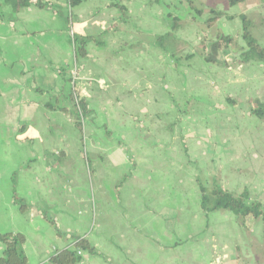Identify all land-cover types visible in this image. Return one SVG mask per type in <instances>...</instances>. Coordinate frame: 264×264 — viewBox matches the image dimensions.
Wrapping results in <instances>:
<instances>
[{
  "label": "crops",
  "instance_id": "0c3cea01",
  "mask_svg": "<svg viewBox=\"0 0 264 264\" xmlns=\"http://www.w3.org/2000/svg\"><path fill=\"white\" fill-rule=\"evenodd\" d=\"M43 1L52 7L0 1V232L24 236L27 264H51L50 256L72 247L75 235L96 250L82 252L78 264H264V222L247 219L242 226L227 210L203 211L198 180L207 185L190 162L204 161L205 175L222 189L247 190L264 212V117L250 113L264 104V62L240 59V16L264 47V0L232 6L225 0H84L72 8L67 0ZM113 3L126 7L125 19ZM211 10L220 17L207 29L231 36L225 48L233 50L234 31L240 51L221 60L222 48L217 62H207L203 42V55L178 54L174 44L184 42L185 23H205ZM72 31L101 43H88L85 56L76 57ZM167 33L163 48L157 46L155 37ZM221 65L229 66L226 92L217 98L207 82ZM70 78L89 110L82 130L74 123ZM55 97L64 110L46 106ZM192 98L227 120L184 122ZM167 113L170 125L185 129L190 147L182 140L178 152L152 134L151 116ZM167 119L157 121L160 127ZM178 154L186 169L178 168ZM121 175L105 199L106 184ZM89 178L99 202L91 231L80 211L82 203L88 207ZM124 195L132 199L127 207L113 208ZM15 198L27 207L21 210ZM3 248L0 242V256Z\"/></svg>",
  "mask_w": 264,
  "mask_h": 264
},
{
  "label": "trees",
  "instance_id": "16d2710c",
  "mask_svg": "<svg viewBox=\"0 0 264 264\" xmlns=\"http://www.w3.org/2000/svg\"><path fill=\"white\" fill-rule=\"evenodd\" d=\"M2 3L15 5L17 3L28 6L32 3V0H0ZM84 0H67L69 7H75L82 3ZM152 3H159L160 0H149ZM229 5H235L242 0H225ZM34 5L38 8H49L52 5L43 0H34ZM113 6H117L121 12V19L127 17V9L124 5L119 3H113ZM194 13H200L199 10L195 9L190 5ZM212 15L205 20L207 28L211 27L215 21L220 17V13L214 10L210 11ZM2 14L0 13V18ZM242 22L241 36L245 43V49L240 54L242 62L250 60H259L264 62V47L260 46L257 41L252 37L249 31V19L242 15L240 16ZM174 28V26H173ZM169 34L158 35L155 37V43L157 46L162 47L164 39ZM74 54L76 57H83L86 54V46L90 42L100 44L101 40L97 36L82 35L78 32L72 31L70 39ZM233 39L231 36H217L214 41L210 43V53L205 57L207 62H217L215 56L221 51L222 48L228 47L232 43ZM72 82V90L70 91V100L72 101L75 108V126L82 130V119L89 113L87 104L83 97L76 93L74 78H70ZM57 97L53 101L48 102L46 106L49 109L64 110V107L57 105ZM250 113L258 118L264 117V104H257L253 106ZM199 192H200V207L203 211L209 212L217 209L227 210L237 218L242 226H246L247 219L260 218L264 222V212L262 210L261 203L252 198L247 190H243L240 193H234L225 189H222L215 182L210 186H205L201 181L198 180ZM15 201L20 205V209L23 210L27 207L26 203L22 199L15 198ZM45 219L52 225H55L47 215H44ZM57 233H59L57 231ZM73 244L72 247H68L61 250H56L49 258L51 264H78L82 261V252L88 254H96L95 247L92 246L89 241L80 236H72ZM25 241L24 236L18 232H0V242L3 244V253L0 256V264H27V258L22 250V245Z\"/></svg>",
  "mask_w": 264,
  "mask_h": 264
},
{
  "label": "rangeland",
  "instance_id": "374dc122",
  "mask_svg": "<svg viewBox=\"0 0 264 264\" xmlns=\"http://www.w3.org/2000/svg\"><path fill=\"white\" fill-rule=\"evenodd\" d=\"M174 13H175V11H174ZM201 18H203V17H201ZM217 26L219 29H222L223 22L218 23ZM194 28L195 29L200 28L201 32L198 33V35L200 37L196 38V34L191 35V32L194 30ZM232 32L234 35H236V41H234L235 48H234V50L229 49V48L223 49L222 52L220 53L221 60H224V58L231 57L232 51L234 53L240 51L239 50L240 47L238 46L240 43L239 39H238L239 36H237L238 34L234 33V31H232ZM184 33L185 34H184V42L183 43H180V45L173 43L174 46L176 45V47H177L178 54L185 56V55L191 54L192 53L191 51H193L194 52L193 55H195V54L203 55L204 53H206L207 50H208V53H210V50H209L210 46L209 45L212 42V40L215 39L216 35L219 34V31H214L211 29L209 30V29H207L205 23L198 22L194 27L189 26V23H185ZM196 40H198V42H199V43H197V45L195 44ZM203 42H206V44H208L207 50L204 49V46H202ZM173 44L170 41H168V43H167V45H173ZM206 44H205V48H206ZM228 67L229 66L225 67L222 65L215 67L216 72H215L214 78H212V82H210V80L207 82V88L214 89L215 91H218L220 93V95L218 94L217 98L223 97L222 94L226 92L223 78H224L225 70ZM70 76L77 78L78 77V70L72 69ZM191 100L195 101V99H193V98ZM216 104H218V103H216ZM189 105L190 106L187 110V113L184 114L181 118V120H184V122H188L190 124H194V123L200 122V121L207 122V121L211 120V118H213V117H214V119L212 121H221L222 122L223 120L226 119L225 114H223V113L220 115H219V113H215L213 115L208 113L202 105H199L197 103V101H195L194 104H193V102H190ZM170 114L171 113L166 114V115H168L166 118H168L167 120H169V122L168 123H166V122L162 123L161 125H163V127H160V125L158 124L157 121H161V120L166 119V118L164 116L152 115L151 121L153 122V125H152V129H151L152 131L151 132L155 137L160 136V138L164 139L167 142V144L174 143L175 147H176V151L179 152V147H180L182 140L184 142H186V144H188L189 147H190L191 141H190V137H185V135H184L185 129L184 130L183 129L178 130L175 128V125H170L174 122L171 119L172 116ZM230 119L233 123L235 121H239L238 114L234 115L233 117H230ZM184 126H186V125H184ZM193 157H194L193 153H190V155H188V158H190V159ZM176 160L179 164L178 168H180V166H182L181 167L182 169L187 168L186 167L187 164H184L185 161H182V155L181 154H178L176 156ZM190 162L193 163V165H195V167L199 166L200 173H201L199 178L207 186H210L213 182V178L205 175V173H204L205 169L203 168V166L205 165V162L204 161H200V162L190 161ZM122 177H123V175H121L120 177H117V178H111L110 182H108L106 184V188H105V192H104L105 193V199H106L107 194H113L114 193L113 188H115L118 184H120L122 182ZM250 179H252V178H250ZM191 183H193V181H191ZM234 188H235V186H234ZM88 190H89L88 207H84V204L82 203L81 204L82 208L80 207V211H82L85 214L87 213L88 218H89L88 231H91L95 225V211L94 210H96V209L93 210V207L95 208L99 204V202L96 201L97 200V194H96V191H94L92 188V179L91 178L88 179ZM189 194L191 196V190L190 189H189ZM94 198H95V200H94ZM131 200L132 199H128V197H126V195H124L123 197H121L120 200H118L114 203L113 208H115V206H117V208L121 207V209L125 208V207H127V204H129V202ZM94 231L95 230H93L92 232H94Z\"/></svg>",
  "mask_w": 264,
  "mask_h": 264
}]
</instances>
